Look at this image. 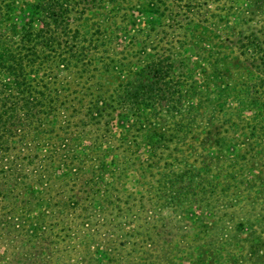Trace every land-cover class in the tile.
I'll use <instances>...</instances> for the list:
<instances>
[{
    "label": "trees",
    "instance_id": "1",
    "mask_svg": "<svg viewBox=\"0 0 264 264\" xmlns=\"http://www.w3.org/2000/svg\"><path fill=\"white\" fill-rule=\"evenodd\" d=\"M219 1L0 0V264H56L44 223L24 236L39 252L16 246L54 179L52 239L90 224L111 243L99 264H199L160 208L264 203V0Z\"/></svg>",
    "mask_w": 264,
    "mask_h": 264
},
{
    "label": "rangeland",
    "instance_id": "2",
    "mask_svg": "<svg viewBox=\"0 0 264 264\" xmlns=\"http://www.w3.org/2000/svg\"><path fill=\"white\" fill-rule=\"evenodd\" d=\"M21 2H30L31 0H20ZM208 2L207 7L214 9L217 3L221 4L219 0H205ZM239 4L243 6L246 1L238 0ZM136 26L138 28L143 27V22L147 19V15L135 16ZM231 23L236 22V16L230 17ZM132 32L121 33V44L126 43ZM183 53L186 55H191L192 50L184 49ZM228 152L233 154L236 152L235 148H229ZM245 176H252V173L246 172ZM63 180L54 179V185L50 188L51 200L48 203L47 207L44 206L38 207L37 209L33 208L30 210L29 214L23 216L25 221L23 225L27 231L24 235V231L16 240L17 250L19 252H25L26 250H33L34 252H39L42 248L39 247V244L30 245L31 243L28 240H25L24 236L27 237L31 233L32 229L41 224H46V227H49V231H46L47 235V244H43V247L49 246L54 248L51 251L54 253V263L56 264H99L96 259L95 251L102 252L105 250V246L110 243L108 237H104V233L98 234L96 229L89 230L90 224L86 228L88 230L78 231L75 236L62 237L59 238V243H55L56 240H53V234L58 231L59 227L54 226L55 220L52 216L49 215V209L52 207L57 211L58 203L60 202L64 194L61 195L60 190L63 184ZM124 184L129 191L133 192L136 189V181L133 176H129L124 179ZM259 184V180H255L254 188ZM60 205V204H59ZM42 210V214H39V210ZM209 208H197L190 207L182 213L173 212L170 208H160L162 216L168 218H173L177 221L176 226H179L181 230H184L187 233V236L184 237L188 245H191L193 249L192 255L199 254L197 256L200 260L199 264H264V203L259 205L258 203L249 204L244 203L236 206H224L222 209L214 208L208 210ZM47 210V211H46ZM55 211V212H56ZM146 213L137 214L138 218H143ZM39 218V219H37ZM80 218V217H78ZM98 218V217H96ZM96 219L92 221V227L95 228ZM135 220V219H134ZM143 219L136 221L137 224H143ZM78 221V220H77ZM154 220L152 219L151 224ZM239 221H244L246 225H251V229H248L247 226H243L242 229L237 227ZM262 224L261 228L259 227ZM126 225H124V231H115L111 230L112 237L114 238L118 233L125 232L127 235L130 230L133 228V217L131 215L127 216L125 220ZM205 226V227H204ZM46 228V230H48ZM102 229V228H101ZM203 230L198 232V230ZM263 230L262 233H259V230ZM103 231V229H102ZM167 231L170 234H175V229L168 227ZM91 232L93 234H88ZM106 232V231H104ZM41 232L38 233V235ZM51 234L52 237H48ZM37 235V236H38ZM163 234L157 237H151L148 239L146 249H150L153 254H160L162 251V238ZM140 237H137L139 239ZM166 238L169 241L170 236L166 234ZM179 240V238H175ZM116 243V242H115ZM150 244V245H148ZM2 249V248H1ZM14 249V251H17ZM113 250V249H111ZM102 254V253H101ZM13 256V255H12ZM102 260H105V255H100ZM180 264H192L189 258L180 259ZM22 262V261H21ZM20 262V264H21Z\"/></svg>",
    "mask_w": 264,
    "mask_h": 264
}]
</instances>
